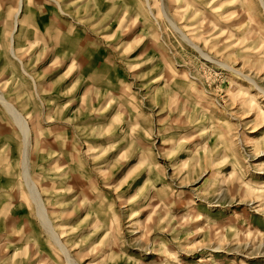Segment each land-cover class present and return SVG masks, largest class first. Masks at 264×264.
Returning a JSON list of instances; mask_svg holds the SVG:
<instances>
[{
  "label": "rangeland",
  "instance_id": "374dc122",
  "mask_svg": "<svg viewBox=\"0 0 264 264\" xmlns=\"http://www.w3.org/2000/svg\"><path fill=\"white\" fill-rule=\"evenodd\" d=\"M18 3L0 91L29 136L0 105V264H67L24 154L76 264H264V0Z\"/></svg>",
  "mask_w": 264,
  "mask_h": 264
},
{
  "label": "bare ground",
  "instance_id": "6f19581e",
  "mask_svg": "<svg viewBox=\"0 0 264 264\" xmlns=\"http://www.w3.org/2000/svg\"><path fill=\"white\" fill-rule=\"evenodd\" d=\"M20 3H18V9H17V13H16V17L18 15V12L22 9V0H19ZM147 1V0H146ZM260 4L262 5L263 0H259ZM262 2V3H261ZM56 3V2H55ZM17 25V20L14 23V28ZM171 28L177 33L179 34V36H181V38L186 42V43H191L192 41L184 34H182V32L180 31V29L173 23L170 24ZM194 48L200 52V50L198 49L197 46L194 45ZM14 50L12 49V55H14ZM222 67L226 68V70H230L231 72H235L237 74H240L241 76H243L245 79H247L249 82L254 83L252 81V79H250L248 76L242 75L241 72H239L238 70H234L229 68L228 66H226L225 64H222ZM256 88V86H255ZM259 92H263L264 90L257 87L256 88ZM264 95V94H263ZM0 105H2V107L5 109V111L7 113H9L12 118L16 121L15 124H17L20 127V130L23 134V145H24V149L26 150V143H27V138L29 136V128L27 126V123L24 119V117L17 111V109L11 105L10 103H8V101H6V99L4 98V95L1 93L0 91ZM13 120V121H14ZM14 121V122H15ZM26 153V152H25ZM27 161L25 158V154L23 155V160H22V170H23V181L24 183L27 185V190L31 196V201L33 202L35 209H36V213L38 216V219L41 223V226L45 229L46 234L50 237V239L54 242V244L56 245V247L58 248V250L62 253V255L64 256L67 264H76V262L71 258L68 249L66 248L67 246H65L62 241H61V237L59 236V234L55 231L50 219L48 218V215L45 211V207L42 205L41 203V199H40V193L37 190V187L35 185V183L32 181L31 177H29V175H27ZM25 185V186H26Z\"/></svg>",
  "mask_w": 264,
  "mask_h": 264
},
{
  "label": "crops",
  "instance_id": "0c3cea01",
  "mask_svg": "<svg viewBox=\"0 0 264 264\" xmlns=\"http://www.w3.org/2000/svg\"><path fill=\"white\" fill-rule=\"evenodd\" d=\"M2 106V105H1ZM3 108V107H2ZM4 109V108H3Z\"/></svg>",
  "mask_w": 264,
  "mask_h": 264
}]
</instances>
